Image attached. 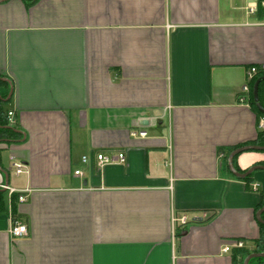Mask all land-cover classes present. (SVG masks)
Here are the masks:
<instances>
[{"label": "crops", "instance_id": "obj_1", "mask_svg": "<svg viewBox=\"0 0 264 264\" xmlns=\"http://www.w3.org/2000/svg\"><path fill=\"white\" fill-rule=\"evenodd\" d=\"M258 4L0 0V90L18 133L0 140V264H244L264 170L248 182L223 162L260 131L239 101L264 62ZM117 152L125 162L98 167L97 153ZM257 164L264 151L236 157ZM16 219L27 236L11 235Z\"/></svg>", "mask_w": 264, "mask_h": 264}, {"label": "built area", "instance_id": "obj_2", "mask_svg": "<svg viewBox=\"0 0 264 264\" xmlns=\"http://www.w3.org/2000/svg\"><path fill=\"white\" fill-rule=\"evenodd\" d=\"M264 4V3H263ZM257 8L252 5L249 7V11L252 13H255ZM258 72H264V62L259 64V65H254L251 66L247 72V77L249 82L244 84L242 86V89L240 91L239 95V101L242 103H251V88H250V82L254 80L256 77V74ZM8 118L10 124L14 123V114L12 111L8 112ZM259 127L260 129H264V116H261L260 122H259ZM148 131L144 128L141 129H132L131 130V135L133 137H147L148 136ZM12 161V165L14 167L15 173L16 174H21L24 172V163L20 160H17L14 156L10 157ZM126 160V155L124 152H117L113 154H106V153H97L96 154V162L98 167H104L105 165L108 164H119L123 163ZM82 161L84 163H88L90 161L89 156L84 155L82 157ZM76 175H82L83 172L81 169L75 170ZM5 190L9 191L10 194H15L16 195V200L18 203H24L27 202L29 199V192L30 189H25V190H17L16 188L10 186L9 184H5L2 186ZM254 188L257 190L258 185L255 184ZM174 221H179L181 224H185L187 222L186 216H182L180 218H174ZM10 233L14 238H20L28 235V226L26 223L20 221V220H14L11 228H10ZM236 247H243L244 243L242 241H236L235 243ZM224 252H229L231 250V246L227 245L224 247Z\"/></svg>", "mask_w": 264, "mask_h": 264}, {"label": "trees", "instance_id": "obj_3", "mask_svg": "<svg viewBox=\"0 0 264 264\" xmlns=\"http://www.w3.org/2000/svg\"><path fill=\"white\" fill-rule=\"evenodd\" d=\"M32 1H34V0H32ZM263 1L264 0H258V2H259L258 5L259 6H258V10L257 11H258V15L260 17H264V7L262 6V2ZM260 78H262V79L260 80L259 85H258V97H259V102L264 107V72H258L256 74V77L254 78V80H252L250 82V88H251V105L254 108V110H256L258 115L261 117V116H264V114L258 110L257 104H256V102L254 100V93H253L254 85L257 82V80H259ZM0 85L1 86L2 85H7L6 82H4L2 80L1 77H0ZM7 96H8V91H6L5 93H2L1 90H0V140H2V141L3 140L11 141L12 139H14L18 135L16 130L10 126V122H9V118H8V112H7L6 107H5V104H6L5 98ZM248 144L264 145V129H260L257 139L255 141H253V142L248 143ZM234 149H236V148H229L224 153L225 157H224V162L223 163L225 164V167H226V169L229 172H230V170H229V166H228V157H229L230 153ZM237 156H235V158H234V166L240 172L247 171V169L242 170V169L238 168V166L236 165V157ZM252 175H253V173H251L250 175H248V176H246V177H244L242 179H244V180H246L248 182H251ZM263 206H264V197L261 199L257 210H259ZM0 209H2L1 197H0ZM262 217L264 219V213H263ZM259 227H260V236L254 242V249H253L254 252H264V224L259 222ZM239 252L241 254H243L244 257L245 256L247 257L251 253L249 250H246L244 248H240ZM252 260L257 261L258 264H264L263 258H254Z\"/></svg>", "mask_w": 264, "mask_h": 264}, {"label": "water", "instance_id": "obj_4", "mask_svg": "<svg viewBox=\"0 0 264 264\" xmlns=\"http://www.w3.org/2000/svg\"><path fill=\"white\" fill-rule=\"evenodd\" d=\"M262 78H260L259 80H257V82L254 85V89H253V93H254V100L257 104V108L260 112H262L264 114V107L261 105V103L259 102V97H258V85L259 82ZM8 82H10L9 80H6ZM12 91V90H11ZM11 94V92H10ZM9 94V95H10ZM248 150H260V151H264V145H256V144H248L239 148L234 149L229 157H228V166H229V170L231 171V173L236 176L237 178H244L248 175H250L251 173H253L256 170H264V165L263 164H257L254 165L250 168L247 169V171L245 172H240L236 169V167L234 166V158L235 156H237L238 154L244 152V151H248ZM264 213V206L262 208H260L257 212V220L264 224V219L262 217ZM254 258H264V252H253L250 253L244 260V264H250V261Z\"/></svg>", "mask_w": 264, "mask_h": 264}]
</instances>
